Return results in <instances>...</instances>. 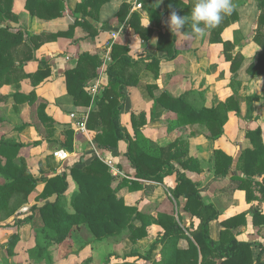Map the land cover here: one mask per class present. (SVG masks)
Listing matches in <instances>:
<instances>
[{
  "label": "trees",
  "instance_id": "16d2710c",
  "mask_svg": "<svg viewBox=\"0 0 264 264\" xmlns=\"http://www.w3.org/2000/svg\"><path fill=\"white\" fill-rule=\"evenodd\" d=\"M108 0H84L76 9L82 15V19L91 17L98 20V15ZM163 9L150 7L153 17L157 19L158 32L157 49L167 53L166 60H173L178 55L176 40H169L164 33L162 19L164 15L170 16L176 11L180 16L190 14L193 3L186 4L181 0H162ZM15 0H0V90L11 85L17 91L14 99L17 102H25L34 96L35 91L29 94L21 92V83L30 80L34 87L44 83L52 75V70L46 62H42L39 70L35 73H27L24 66L36 58V52L46 43L56 41L60 37L74 36L77 28L85 29L89 36H96L97 31L88 21L80 19L70 26L68 31L58 33H45L41 35H25L21 30L13 31V27L1 26L9 21H16L14 14ZM155 4V2H153ZM26 9L32 17L43 20H55L63 17L66 12L64 0H27ZM130 6L123 4L120 13L126 14ZM260 11L254 41L263 49L256 63L248 68L250 75L264 74V0H260ZM233 11L231 14L233 15ZM228 15V14H227ZM122 18V15H121ZM225 15L221 23L206 29L210 36H221L223 25L227 24ZM135 33L141 36L143 41H149L156 33L153 27H145L141 19L134 14L129 22ZM185 35H193L189 26L181 32ZM221 40V39H220ZM227 45L226 42H224ZM130 49L126 46L115 45L113 47L112 62L108 66L104 77L105 89L96 99L97 109L92 108L88 113L87 130L95 133V143L102 150L111 151L120 147L124 155L131 162L135 171L136 180H123L117 184V178L112 174L109 166L99 157H95L90 164L83 166L81 157L69 159L64 164L61 172L54 173L56 166L49 159L48 164L51 172L44 173L41 177H35L28 171L26 160L20 157L21 150L25 147L20 142H1L0 154L6 162L0 163V175L6 183L0 184V221L2 214L6 217L14 216L25 204H29L28 197L33 193L39 183L44 184V189L36 197V204L32 205L31 216L24 220H17L16 225L24 227L33 223L35 214L40 216L43 223L36 246L30 250L32 257L37 259L46 257L48 246L63 243L70 235L75 226L87 224L94 235L99 239L117 236L125 231L133 241H138L148 236L146 226L137 227L135 220L145 221L147 218L139 212L137 207L125 203L120 190L128 187L130 191L143 190L142 181L164 183L170 176L177 177V186L172 191L175 198L186 197L188 202L185 212L190 214L191 228L178 223L173 216L159 215L158 223L163 228L159 234L155 246H160L159 255L147 257L150 264H264V247L255 256L252 244L238 241L232 229L246 223V216L233 217L223 222L226 230L221 233V240L215 242L211 237V224L220 219V213L213 204L203 201L201 191L184 175L174 164L175 161L187 157L188 153L173 152L180 145V141L164 148H154L151 141L146 139L140 131L147 124L146 116L141 113L139 117L132 116L133 135L123 125L122 114L124 104L132 91L138 85V74L132 69L135 66L145 65L148 69L154 66L160 68L161 59L151 58L150 64L138 61L129 55ZM232 62L233 72L240 67L238 57L226 55ZM238 62V64H236ZM98 56L84 54L80 56L77 66L65 71V83L68 94L73 97V103L78 108L89 109L92 107L94 98L88 91V82L98 77V68L101 66ZM237 65V66H236ZM151 91L153 88H150ZM159 104L168 110L181 115L182 125H204L210 132V138L216 139L224 134V127L229 118V111L235 109L240 112L239 102L234 96L212 108L198 109L185 102V98L179 99L162 93L156 97ZM34 98V97H33ZM259 96L247 98L251 105L259 101ZM48 104L42 103L38 107L41 122L49 129L50 135L56 131L55 120L47 113ZM66 138L60 149L70 152L74 149L76 132L67 130ZM247 137L253 144V149H247L241 157V165L238 169L243 176H234L232 181L239 183L237 189L246 192L247 200L256 198V192L261 194L260 200L264 201V144L262 131L257 129L249 131ZM216 174L227 177L231 171L234 160L223 151L215 152ZM19 160V162H17ZM181 167L186 170L199 169V162L190 158L182 162ZM52 174V175H51ZM248 177L262 178L250 180ZM75 189L71 198L70 212L66 207V196ZM14 194L19 196L15 204H11ZM54 199V200H51ZM41 205H38V204ZM264 225V214L256 213L255 221ZM195 221H198L196 225ZM186 241L189 246L182 248L181 243ZM19 238L13 237L12 245H17ZM143 258V257H141ZM202 258V259H201ZM201 259V262H200ZM138 264V263H133Z\"/></svg>",
  "mask_w": 264,
  "mask_h": 264
},
{
  "label": "crops",
  "instance_id": "0c3cea01",
  "mask_svg": "<svg viewBox=\"0 0 264 264\" xmlns=\"http://www.w3.org/2000/svg\"><path fill=\"white\" fill-rule=\"evenodd\" d=\"M26 1L22 0V9L15 8L14 10L15 16L19 18L16 21H11L14 32L21 30L26 36L64 32L68 31L78 19L88 21L97 31L96 36H89L85 29L79 27L74 36L60 37L56 41L44 44L36 52V58L24 66L27 73H35L39 70L41 63L46 62L52 70L51 77L37 87H34L30 80L22 82L21 92L26 93L23 90L27 88L26 83H28L31 92H37L39 101L43 100L42 103L48 104L47 113L53 119L57 122H69V128L76 132L70 159L81 157L83 166L89 164L87 162L90 153L88 145L93 142L92 138L95 137V133L88 131L86 135L80 134L76 130V122L72 115L87 116L92 108L97 109L96 99L102 95L106 86L104 74L112 62L113 47L115 45L128 47L129 55L145 64H150L153 57L162 58L159 70L157 66L147 69L145 65L135 66L132 69L138 74L139 81L134 89L135 96L132 97L130 94L124 104V110H128L130 113L131 128L133 129L132 116L139 117L142 113L146 116L147 124L141 127L140 131L146 139L151 141L154 148H164L180 141V145L173 152H187L188 155L175 161L174 164L201 191L203 201L213 204L220 213V219L211 224V237L215 242H219L221 233L226 230L223 222L244 215L246 223L232 229V232L238 241L251 243L256 256L261 251L260 246L264 247V225L260 224L259 220L255 221V215L256 213L264 214V201L260 200L259 192L255 193V199L248 201L246 192L237 189L239 183L232 181V178L243 176V173L238 169L241 165V157L245 150L253 149V144L247 137V133L253 131L252 124L255 119H258L259 128H261L263 120L264 74L250 75L247 72L250 65L256 63L259 55L263 53L262 47L254 41L261 15L260 0H232L234 13L226 15L229 27L221 33V36H210L206 30L203 36L185 35L181 32L175 35L169 28L170 16L164 15L162 24L165 27L166 38L175 39L178 49V55L173 60L164 59L167 53L157 49L160 30L155 27L158 22L150 11V7L163 9L162 0H108L103 5L98 20L91 17H86L83 20L82 15L76 12L78 5L84 0H64L67 7L65 15L50 21L32 17L26 9ZM181 1L190 4L194 0ZM123 4L130 6V9L126 14L118 15ZM134 14L140 17L143 26L156 28L155 35L149 41H143L141 36L137 35L130 27L129 22ZM238 33L241 36H237ZM84 54L98 56L102 62L97 70L98 77L88 82V91L94 98L92 107L89 109L78 108L74 105L73 97L67 92L64 75L65 71L77 66L80 56ZM227 54L233 58L238 57L240 67L236 73L232 70V62L227 59ZM150 88L153 90L151 91ZM239 88L240 96H235L234 91ZM152 92L156 97L162 93H167L176 99L183 97L187 104L198 109L216 107L234 96L239 101L240 112L237 113L235 109L229 111L227 114L229 120L224 127L223 136L211 139L210 132L204 125H182L180 123L181 115L159 104L157 99L152 96ZM14 94L12 97H0V103L9 102L12 99L13 107ZM138 94L139 96H137ZM253 96H259L260 100L255 101L253 109H251V106L246 105L243 101ZM240 97L245 100L240 102ZM28 104L27 101V103L19 105V108H26ZM138 104L144 105L143 108L138 107ZM65 110L73 111L70 118L64 113ZM5 121L0 118V124ZM123 125L127 128V125ZM19 127L20 131H24V126ZM261 131L264 144V129L261 128ZM128 132L133 135L134 129L132 132L128 129ZM82 142L84 145L80 146L79 143ZM21 143L24 144V142ZM91 149L94 150L92 145ZM218 150L223 151L234 160L227 177H220L216 174L215 152ZM100 151L104 158L115 160L116 167L114 170L111 169V172L117 178V184L122 183L123 180H136L131 162L120 147L111 151L102 149ZM95 157H98L97 154L91 158V161ZM190 158L199 162L200 171L186 170L181 167L180 164ZM248 179L262 180L259 177H248ZM141 184L145 187L143 190L130 191L128 187L122 189L121 195L127 205L137 207L141 213L144 208H148L152 212L173 215L176 218L182 215L185 217V222H189L185 223L188 225L185 227L191 228L190 214L184 210L188 202L187 198L184 196L175 198L172 194L177 186L175 175L166 178L164 183L142 181ZM164 191L169 193L173 206L172 203L170 206L164 204L165 200L162 198L157 199L156 193L166 194ZM167 200L171 201L168 198ZM195 223L198 225V221ZM162 232L163 230L160 229L158 236ZM181 245L184 249L189 246L186 241H183ZM261 260L264 263V256ZM215 262L221 264L222 261L215 260Z\"/></svg>",
  "mask_w": 264,
  "mask_h": 264
},
{
  "label": "rangeland",
  "instance_id": "374dc122",
  "mask_svg": "<svg viewBox=\"0 0 264 264\" xmlns=\"http://www.w3.org/2000/svg\"><path fill=\"white\" fill-rule=\"evenodd\" d=\"M22 7V0H15L14 10L15 8L20 10ZM12 25L11 21L1 24V26L10 27H12ZM223 26L224 32L228 29L229 25L225 24ZM237 36L241 35L238 33ZM26 85L27 88L23 91L30 93V85L28 83H26ZM239 90L240 88L238 90L235 89V96H240ZM16 91L17 90L11 85H6L0 90V97H12V94ZM131 94L133 97L136 92L133 90V93ZM137 96H139V94ZM239 100L241 102V100L243 101L245 99L240 97ZM27 101L29 103L28 107L20 109L19 105L27 103ZM27 101L21 103L20 101L17 102L15 100L13 107L11 104L12 99L6 103H0V118H3L4 121L6 120L4 123L0 124V143L24 142L26 147L21 150L20 157L26 160L28 171L35 177H41L44 173L51 172V167L48 165L50 163L49 159L51 158L54 159L52 163L56 166L54 173L61 172L64 169L65 163L58 162L54 156V152L59 150L64 143L66 138L65 132L69 130L68 125L70 124L69 122H57L54 119L56 123V131L54 136H51L49 129H47V127L41 122L38 114V107L40 103L42 104L44 101H39L37 98V92H35L34 96ZM254 102L250 105L247 100L243 101L246 105L251 106V109H253ZM143 106L138 104V107L143 108ZM71 112L67 110L64 111V113L68 115V118H70ZM262 114L263 120L260 127L264 129V110L262 111ZM9 119H11V121H9ZM12 119L14 120L13 122ZM122 120L123 124L127 125V129H130V132H132L133 129L131 128L130 113L128 110L122 114ZM257 121L258 119H255L252 124L253 131H255V129H261L258 127ZM19 126H24V131H20ZM92 140L93 142H91V145L94 150L91 149V145H88V151L90 153L87 162L89 164L91 158L97 154L96 149H99V151L101 150L95 143L94 138H92ZM79 144H81L80 146L84 145L83 142ZM80 148L82 149V147ZM92 150L95 153H92ZM78 153L80 154L79 151ZM99 153L103 154L102 151ZM5 162L6 159L0 154V163L4 164ZM17 162H19V160H17ZM5 183V178L0 175V184ZM117 183L118 180L115 186H117ZM43 189L44 184L39 183L35 191L28 197L29 204H25L14 216L6 217V214H2L1 218L3 219L0 221V264H133L135 262L138 264H150L147 257L151 255V258H155L159 255L160 246H155V244L159 230H163L161 225L158 223L160 213L152 212L148 208H144L142 214L147 218L146 222L141 220L134 221V224L137 227L146 226L148 236L143 239L133 241L129 237V232L127 231L114 237L99 239L94 235L87 224H83L75 226L69 237L63 243L48 246V253L46 257L40 259L32 257L30 250L36 246L37 236L43 226L40 216H37L36 213L33 223L24 227L17 226L16 222L17 220H24L31 216L32 213L30 208L32 205L36 204V197L42 193ZM74 190L75 189H72L66 196V207L70 212H72L70 202ZM121 192L122 190H120V194ZM156 196L157 199H164V204L167 206H170L171 203L173 206V201L169 197L168 192H166V194L158 192L156 193ZM167 198L171 201L169 202ZM17 200H19V196L14 194V197L10 202L11 204H15ZM38 205L41 204L39 203ZM173 213L175 214V211H173ZM173 217L178 223L188 226L186 224L189 222H185L184 216L179 215L178 218H176V216ZM15 236L19 238V242L16 246L11 243L13 237Z\"/></svg>",
  "mask_w": 264,
  "mask_h": 264
},
{
  "label": "clouds",
  "instance_id": "9594fccd",
  "mask_svg": "<svg viewBox=\"0 0 264 264\" xmlns=\"http://www.w3.org/2000/svg\"><path fill=\"white\" fill-rule=\"evenodd\" d=\"M232 11V0H194L189 15L182 17L176 11L171 12L169 28L177 35L189 26L193 35L203 36L206 29L218 26Z\"/></svg>",
  "mask_w": 264,
  "mask_h": 264
},
{
  "label": "built area",
  "instance_id": "2783aa9c",
  "mask_svg": "<svg viewBox=\"0 0 264 264\" xmlns=\"http://www.w3.org/2000/svg\"><path fill=\"white\" fill-rule=\"evenodd\" d=\"M72 118L74 119V121L76 122V130L80 133V134H83V135H86L88 133V130H87V119H88V114L87 116L86 115H72ZM96 149V147H95ZM97 150V156L102 160L104 161L110 169L114 170L115 167H116V162L114 159L112 158H104L102 156L101 153H99V149H96ZM54 156L56 158V160L58 162H67L71 156H72V152L66 150V149H59L57 151L54 152Z\"/></svg>",
  "mask_w": 264,
  "mask_h": 264
}]
</instances>
